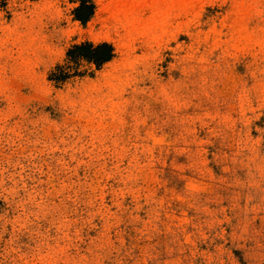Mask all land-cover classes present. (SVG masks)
Returning a JSON list of instances; mask_svg holds the SVG:
<instances>
[{"label":"rangeland","instance_id":"1","mask_svg":"<svg viewBox=\"0 0 264 264\" xmlns=\"http://www.w3.org/2000/svg\"><path fill=\"white\" fill-rule=\"evenodd\" d=\"M84 1L0 0V264H264V0Z\"/></svg>","mask_w":264,"mask_h":264},{"label":"trees","instance_id":"2","mask_svg":"<svg viewBox=\"0 0 264 264\" xmlns=\"http://www.w3.org/2000/svg\"><path fill=\"white\" fill-rule=\"evenodd\" d=\"M93 5H86L85 1L77 8V17L83 21H86L91 15ZM71 57H86L97 63H103L110 60L114 56V48L112 44L108 42H102L99 44H93L92 42H85L78 45H74L68 52Z\"/></svg>","mask_w":264,"mask_h":264}]
</instances>
